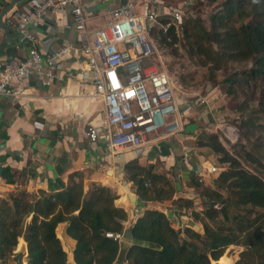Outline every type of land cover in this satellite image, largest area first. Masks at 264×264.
I'll return each instance as SVG.
<instances>
[{
    "label": "trees",
    "instance_id": "trees-1",
    "mask_svg": "<svg viewBox=\"0 0 264 264\" xmlns=\"http://www.w3.org/2000/svg\"><path fill=\"white\" fill-rule=\"evenodd\" d=\"M209 22L210 29L197 17L187 19L180 34L173 26L171 41L162 37L160 43L174 52L184 43L189 54L211 73L231 63L254 61L245 81L264 80V0H224ZM236 81L224 80L231 89ZM200 146L212 149L221 167L226 166L209 185L191 182L194 188L204 187V209L193 211L192 216L203 232L187 226L175 229L165 213L148 210L129 230L135 243L127 252L128 264H234L233 258L224 256L232 246L243 248L236 264H264L262 158L249 151L229 152L217 134ZM153 169L136 164L126 167L136 194L145 202L172 200L176 193L172 181L144 171ZM118 199L116 192L99 183L86 189L83 176L77 174L63 190H21L1 200L0 264H7L20 238L27 244L28 264L70 263V249L67 245L64 249L57 236L61 224H66L65 235L73 242V264H114L120 243L106 234L124 233L129 219L116 205ZM217 204L219 210L214 207ZM176 205L194 210L190 200L179 199Z\"/></svg>",
    "mask_w": 264,
    "mask_h": 264
},
{
    "label": "crops",
    "instance_id": "crops-1",
    "mask_svg": "<svg viewBox=\"0 0 264 264\" xmlns=\"http://www.w3.org/2000/svg\"><path fill=\"white\" fill-rule=\"evenodd\" d=\"M35 1L0 0V58L21 60L26 57L29 46L14 34L9 20L20 10H32ZM81 2L88 19L86 38L93 39L97 31L105 26L109 18L108 10L118 8L128 0ZM68 13H56L37 27L39 49L47 56L61 47H79L82 36L75 30ZM8 28L13 34L12 44H9ZM82 58V55L79 57V54L72 53L63 59L64 80L55 82L52 88H43L34 78H28L21 88L23 92L19 99L0 98V201L21 190L30 193L63 190L68 186L71 176L77 174L83 176L86 189L92 183L109 187L119 196L116 205L129 215L128 221L124 223L123 239L119 242L120 252L114 264H128L127 252L135 243L129 230L146 211L165 213L172 226L180 229L181 223H187V220L181 221L179 214L185 208L176 205V201H193L194 209L199 202L204 206V199L198 191L202 187L194 188L191 182L193 179L199 181V174L207 172L210 165L219 164L215 152L200 146V143H207L211 135L218 134V121L221 122V116L225 113L224 103L208 88L204 91L210 101L208 108L211 112L208 113V109L200 106L196 97L179 90L178 108L184 116L181 131L166 139L161 138L164 131L152 134L145 154L139 158L130 149L125 150L122 163L116 164L117 176L112 179L106 176L105 166L113 164L115 160L107 156L104 143H93L86 136L88 127L100 123L104 118L105 107L94 98L95 90L90 80L84 78L86 67ZM61 90H64L63 96ZM186 148H189L188 153L185 152ZM186 157L187 162L184 161ZM132 164L143 169L153 167V170L144 171L167 176L176 191L173 199L161 203L142 201L126 172V167ZM222 169H226V166ZM217 177L215 175L213 178ZM130 195L138 197L136 213L132 210ZM126 197L129 199L128 206L122 203ZM65 231L66 224L59 225L57 236L64 249L66 245L69 247L72 264L73 242L67 239ZM19 256L27 260V244L23 238L19 239L7 264H19Z\"/></svg>",
    "mask_w": 264,
    "mask_h": 264
},
{
    "label": "built area",
    "instance_id": "built-area-1",
    "mask_svg": "<svg viewBox=\"0 0 264 264\" xmlns=\"http://www.w3.org/2000/svg\"><path fill=\"white\" fill-rule=\"evenodd\" d=\"M200 3L201 0H128L118 8H110L105 26L93 39H88V19L81 0H36L32 10H20L9 20L14 34L29 49L21 60L0 58V98L19 99L28 78H34L43 88H52L55 82L64 80L63 59L72 53L82 55L86 67L84 78L90 80L94 98L105 107L104 118L90 125L86 136L93 143L105 144L107 156L115 160L114 165L105 166V174L115 179L116 164L122 163L125 150L130 149L139 158L145 154L152 134L164 131L161 138L166 139L181 131L184 116L178 108L179 90L196 97L199 105L211 112L204 91L184 88L178 78L151 61L159 53L158 47L163 46L161 38L166 37L170 42L169 30L173 26L180 34L182 23L197 17L195 8H200ZM67 11L75 30L82 36L79 47H61L47 56L39 49L37 27L52 15ZM64 94L61 90V95ZM227 138L232 141L229 131ZM223 170L210 165L207 172L199 174V181L209 185L214 180L212 177L219 176ZM214 207L221 208L219 204ZM203 209L201 205L184 211L193 216V211ZM106 237L120 242L123 233H108Z\"/></svg>",
    "mask_w": 264,
    "mask_h": 264
},
{
    "label": "rangeland",
    "instance_id": "rangeland-1",
    "mask_svg": "<svg viewBox=\"0 0 264 264\" xmlns=\"http://www.w3.org/2000/svg\"><path fill=\"white\" fill-rule=\"evenodd\" d=\"M223 1L218 0L212 3L209 0H201L200 8H195V15L206 28H211L209 16L218 9ZM138 10L142 9L138 8ZM153 39L155 40V38ZM177 49V52H174V48L172 50V48L164 46L158 47L159 53L152 58V63L166 69L171 76L178 78L180 83L189 90L206 91L209 88L211 93L217 94L224 103L225 110L224 115L221 116V122L218 121L217 135L219 138L222 137L221 140L227 150L231 153L249 151L262 158L264 162V80L245 81L248 78L247 73L254 67V61L244 64L231 63L220 72L211 73L208 68L199 65L197 59L189 54L184 43L179 44ZM228 78L238 82L234 84L233 89H231V84L224 82ZM228 131L232 135V141L227 138ZM218 166L221 167L220 164ZM198 191L205 200L204 187ZM122 203L128 206V197L123 198ZM200 204L201 202L196 207H200L202 205ZM179 217H181V221L187 220V223H181L179 228L187 226L195 229L194 226L199 225L192 216L187 215L184 211L179 214ZM173 221L175 220L173 219ZM199 232H203L202 229ZM240 250L243 248L232 246L226 250L224 256H230L234 262L235 258L239 259ZM70 259L72 260V254ZM20 261L22 264H28L24 257H21ZM212 264H219V261H212Z\"/></svg>",
    "mask_w": 264,
    "mask_h": 264
},
{
    "label": "water",
    "instance_id": "water-1",
    "mask_svg": "<svg viewBox=\"0 0 264 264\" xmlns=\"http://www.w3.org/2000/svg\"><path fill=\"white\" fill-rule=\"evenodd\" d=\"M15 2L10 5L9 9H11L13 7V5L15 4ZM9 9L7 10V12L9 11ZM1 19H2V15L0 17V21H1ZM7 32H8L7 34H8L9 44H12V42H13V34L10 31L9 28L7 29ZM131 199H132V203H133L132 210H133V212L136 213V212H138V209H137L138 197L136 195H133V196H131ZM194 227H195V229L197 231H200L201 230V227L199 225H195ZM68 264H71V263H68Z\"/></svg>",
    "mask_w": 264,
    "mask_h": 264
},
{
    "label": "bare ground",
    "instance_id": "bare-ground-1",
    "mask_svg": "<svg viewBox=\"0 0 264 264\" xmlns=\"http://www.w3.org/2000/svg\"><path fill=\"white\" fill-rule=\"evenodd\" d=\"M130 196H132V195H130ZM226 259H228V258H230V256H228V255H226V257H225Z\"/></svg>",
    "mask_w": 264,
    "mask_h": 264
},
{
    "label": "snow or ice",
    "instance_id": "snow-or-ice-1",
    "mask_svg": "<svg viewBox=\"0 0 264 264\" xmlns=\"http://www.w3.org/2000/svg\"><path fill=\"white\" fill-rule=\"evenodd\" d=\"M129 95L131 96V95H132V93H129Z\"/></svg>",
    "mask_w": 264,
    "mask_h": 264
}]
</instances>
